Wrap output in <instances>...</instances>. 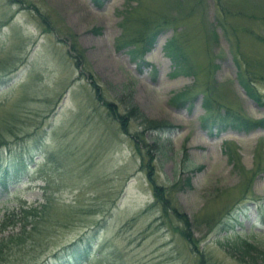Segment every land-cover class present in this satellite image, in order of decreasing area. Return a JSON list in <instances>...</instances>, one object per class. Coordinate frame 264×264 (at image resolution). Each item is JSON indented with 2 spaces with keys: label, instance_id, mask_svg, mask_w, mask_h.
<instances>
[{
  "label": "rangeland",
  "instance_id": "1",
  "mask_svg": "<svg viewBox=\"0 0 264 264\" xmlns=\"http://www.w3.org/2000/svg\"><path fill=\"white\" fill-rule=\"evenodd\" d=\"M100 1L0 0V159L28 161L0 185V242L33 228L24 208L39 220L53 201L0 264H38L92 234L84 264H264V129L219 130L203 106L212 93L264 118V0ZM173 36L197 75H173Z\"/></svg>",
  "mask_w": 264,
  "mask_h": 264
},
{
  "label": "trees",
  "instance_id": "2",
  "mask_svg": "<svg viewBox=\"0 0 264 264\" xmlns=\"http://www.w3.org/2000/svg\"><path fill=\"white\" fill-rule=\"evenodd\" d=\"M95 1L102 3L100 0H95ZM158 33H159V31L154 32V36L152 37V40L151 39L149 40L150 44L152 43V41L155 40L156 35ZM140 37L143 38V35ZM145 41L147 42V39ZM165 48L166 49H170V48L172 49V52L170 54H168V53L167 54L169 55V57H171V59L174 62L175 70H174L173 75H177V74L192 75L193 73H195V75L198 74V73L194 72L193 66L191 65L189 58L186 55V53L183 51L181 44L180 45L175 44V37L174 36L171 37L167 41V43L165 44ZM145 49H147V47L142 49V50H137V51L134 50L132 52V54L134 57H138L139 54H141V53L143 54ZM213 66L216 68V67H218V64L215 63ZM240 79H241L240 81H241L242 85L244 86V88L248 92L249 96L257 99L260 104L263 103V101L261 100L262 96L260 94H258L259 92L256 91L257 89L255 90V88H253L251 86L253 84L252 80L249 78L245 79L243 76H241ZM188 93H189V90L185 89V90L175 94L173 96V100L177 101L180 104H183V102L188 100L187 99ZM211 94H208L205 97L203 106H204L206 112L209 115H212V120H214V118L219 119V120L215 119L213 124L216 125V123H218L220 130L226 129L228 127H231L234 129H239V130H245V131H251V130L258 128V127L264 128V119H261V120L251 119L249 117L244 116L240 112H235L231 108L225 107L222 104L215 105L216 103H215V101H213L214 99H213ZM100 98H101V96H100ZM107 105L110 106V108L112 106V104H110V103H107ZM112 110L114 113H116V111L113 108H112ZM207 118L208 117H206V119ZM167 124L168 123H165V124L155 123V126H153V127L157 130L160 128H170L171 125L169 127V125L167 126ZM124 126L126 128L125 123H124ZM9 133L11 134L13 132L11 131ZM4 139H5L4 133L1 132V130H0V151H3L4 147H6L8 149L10 148L8 145V141H5ZM134 139L140 141L138 136L134 137ZM137 145L139 146V143H137ZM27 147H29V146H27ZM29 149L30 148H28L27 150L29 151ZM0 155H1V152H0ZM27 157L29 159L34 158L33 155H29ZM25 158H26V154L24 152L13 153L12 157L7 158V160L9 162H11V164H12V169H1L0 168V185H1V187H3L4 189H7L8 184L10 183L11 180H17V181L19 180V178L21 176V172L26 170L27 166H28V163H27L28 161H25ZM1 160L2 159H0V161ZM15 168L17 170H15ZM249 184H250V181H248V185ZM159 190H163V188H158L156 186L154 187V193L156 194L155 195L156 200L158 203L160 202L163 205V212L166 215L167 213H170L169 209L173 210V213L177 216V218L179 219L180 222H183V224L185 225V227L187 229L184 232L185 236L187 237V239L189 240V242L191 244H193L197 247V239H195L192 236V233L189 230L191 227V222H190L189 218L187 217V214L179 212L177 210V208L172 206L170 204L167 196L159 195L158 194ZM47 197L48 198L46 200V203L42 206V213L40 214L41 217L39 220H36V218L39 217L38 216L39 214L35 215V216L33 215L34 212L36 211L35 208L29 207V208L23 209V214L25 215V217H28L27 216L28 212L33 211V214L31 215L33 217L29 220V223L33 226V228L30 230H27V227H24L19 234L9 236L7 240L3 239L0 242V259L2 257L1 253H2V250H3V247L5 244L13 242L19 238L22 239L23 238L22 235L23 236L26 234L33 235L34 230L37 228V225H39V224H42L41 226H45L44 223H45L47 217L49 216L48 211L51 210L52 204H53L51 197L50 196H47ZM29 223L24 222V224H29ZM40 233L42 234V232H40ZM95 240H96L95 234L81 236L77 240H75L74 242L63 246V248L56 251L52 255L47 254L43 258V261L38 263V264H83L84 260H86L87 257L89 256L88 254H90V250L85 249L86 248L85 246L92 245ZM5 241H8V242L5 243ZM33 241H36V240H33ZM250 246L254 247L251 244H250Z\"/></svg>",
  "mask_w": 264,
  "mask_h": 264
}]
</instances>
